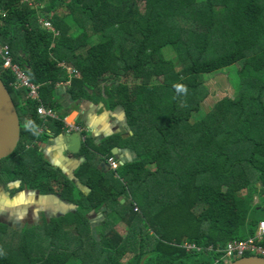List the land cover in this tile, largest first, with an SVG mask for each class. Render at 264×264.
Segmentation results:
<instances>
[{
    "label": "trees",
    "instance_id": "16d2710c",
    "mask_svg": "<svg viewBox=\"0 0 264 264\" xmlns=\"http://www.w3.org/2000/svg\"><path fill=\"white\" fill-rule=\"evenodd\" d=\"M0 42L40 86L31 99L0 62L21 124L16 151L0 160V182L77 208L21 236L0 225V264H217V250L256 236L264 222V0H0ZM63 64L80 73L66 89L71 101L121 106L129 129L100 145L87 137L75 179L88 194L75 193V180L40 153L66 129L65 117L38 115L41 105L62 107ZM224 72L236 96L199 117L206 77ZM115 147L134 153L105 170ZM97 212L94 236L88 215Z\"/></svg>",
    "mask_w": 264,
    "mask_h": 264
},
{
    "label": "crops",
    "instance_id": "0c3cea01",
    "mask_svg": "<svg viewBox=\"0 0 264 264\" xmlns=\"http://www.w3.org/2000/svg\"><path fill=\"white\" fill-rule=\"evenodd\" d=\"M56 100L62 107L55 110V112L59 116L65 117L66 120L72 121L73 119V122L76 121L77 124L82 125L86 131L81 134L70 131L66 126L63 133L47 140L45 143H41V153L54 167L62 170L65 176L76 181L75 171L85 161V157H80L79 153L87 137L94 140L97 145H100L108 138L119 136L123 139L127 138L129 129L125 118V111L121 106H117L114 109L109 108L101 97H97L93 102L82 100L74 103L66 93V87L61 84L57 87ZM116 139L119 140V138ZM115 148H118V152L114 159L121 165L130 160L134 153L125 147ZM101 165L105 170L112 169L106 162H102ZM77 185L82 193H89L88 188L84 187L81 183L77 182ZM43 197H45L43 200L47 201L50 206L47 208L46 219L54 217L49 215L55 214L58 217L71 211L70 206L61 204L57 197H52L56 200H53L49 195ZM73 209H75L74 205ZM93 217L95 221L100 223L103 219L100 212L94 213ZM100 223H97L96 229Z\"/></svg>",
    "mask_w": 264,
    "mask_h": 264
},
{
    "label": "rangeland",
    "instance_id": "374dc122",
    "mask_svg": "<svg viewBox=\"0 0 264 264\" xmlns=\"http://www.w3.org/2000/svg\"><path fill=\"white\" fill-rule=\"evenodd\" d=\"M63 15V14H62ZM238 68H240V66L239 65H236ZM76 70V69H75ZM75 73V75L76 76H79V71H77L76 70V72H74ZM76 76H72V77H70V74H69V78H70V80L68 81V82H70L71 83V80H72V78H78V77H76ZM80 77V76H79ZM67 82V83H68ZM70 83H69V85H67V84H65V83H63V84H61V85H63V86H65L66 87V89H67V87H69L70 86ZM233 83L235 84V80H233L232 78H229V76H228V74L226 73V72H224V73H222V74H217V75H210V76H207L206 77V79H205V84H206V86L209 88V92H210V95H209V97L205 100V106L201 109V111L199 112V117H201V116H204L208 111L206 110V108H209V106H212L216 101H218V100H220V99H222V98H225V97H235L236 96V94H237V89H235V87H234V85H233ZM59 86H60V84H59ZM40 87V86H39ZM58 87V86H57ZM77 103V102H76ZM208 106V107H207ZM207 111V112H206ZM60 117V116H59ZM70 119V118H69ZM75 121V120H74ZM66 122L68 123V124H74V123H76V121L75 122H73V119H72V121H70V120H66ZM77 124V123H76ZM78 125H80V124H78ZM80 126H82V125H80ZM83 127V126H82ZM84 128V127H83ZM85 131H86V129H85ZM85 131L83 132V133H85ZM83 133H81V134H83ZM41 146H42V144L40 145V153H41ZM43 155V154H42ZM43 157L45 158V156L43 155ZM112 158V157H111ZM46 159V158H45ZM110 159V158H109ZM108 159V160H109ZM108 160H107V163H108ZM49 162V161H48ZM118 162V161H117ZM119 163V162H118ZM124 165V164H123ZM110 166V165H109ZM121 166V164H119V167ZM119 167H118V169H119ZM118 169H111V170H113V171H117ZM68 178V177H67ZM68 179H70V178H68ZM70 180H73V179H70ZM74 189H73V191L75 192V193H77V190H79V186L77 185V182L75 181L74 183ZM3 188V189H2ZM30 191V194L31 195H35V190H29ZM82 192V191H81ZM8 192L5 190V188L4 187H1L0 188V203L1 202H4L5 204H2V205H0L1 207H3V208H5V210L7 209V210H9L10 212H11V210L13 209V208H17V207H19L20 206V203H21V201H24V202H26L27 204H25V211L28 209V207L29 206H32V208H33V210H35V208H34V204H32V202L31 203H29L28 204V202L29 201H31L32 199H31V197L29 196V194H26V193H24V194H22L21 192H19V193H17V194H15V195H13V196H11V197H9L8 199H6L7 197H8ZM42 198H45V197H42ZM3 199H6V200H3ZM40 198H37V201L39 200ZM259 197H256L255 199H254V203L255 204H257V203H259ZM13 205V206H12ZM25 211L21 214V215H9V217H7V218H3V219H6L7 220V223L8 224H11L14 228H15V230H20L21 228H22V224H26V223H28V225H32V223H34V220L35 219H37V218H35L36 216H35V213H33V212H31L30 214H29V216H24V213H25ZM93 214L94 213H90L88 216L89 217H93ZM41 215V217L43 216V214L41 213L40 214ZM26 220V221H25ZM35 223H38V225H41V223H42V220L40 219H37V220H35ZM34 223V224H35ZM97 223H100V222H97V221H95V218L93 217V219L91 220V226H92V234H94V236L95 235H97V229H96V226H97ZM13 228V229H14ZM116 229H117V231L119 232V233H121L122 235H125V233H126V227H125V225L124 224H119L117 227H116ZM190 244V243H189ZM184 245V244H183ZM27 248L29 249V250H31V249H33V248H35V242L34 241H28V243H27ZM39 248H41V246H39ZM221 258H222V256H221ZM218 260H220V259H218ZM124 261L125 262H128L129 261V257L128 258H126V259H124ZM233 263V261L232 262H230V263H228V264H232Z\"/></svg>",
    "mask_w": 264,
    "mask_h": 264
},
{
    "label": "built area",
    "instance_id": "2783aa9c",
    "mask_svg": "<svg viewBox=\"0 0 264 264\" xmlns=\"http://www.w3.org/2000/svg\"><path fill=\"white\" fill-rule=\"evenodd\" d=\"M30 1L31 0H25V2H30ZM42 25L48 31L55 33L51 23L42 21ZM0 62L5 70H11L15 74L17 80L13 83V86L16 89L27 88L30 91V98L33 100H39V88H40L39 85L32 82L28 73L19 64L15 62L11 46L8 44L6 45L2 44L1 42H0ZM63 66L70 74V77L76 76L74 73L76 72V70L73 67L66 66L65 64H63ZM69 83L70 82L65 84L69 85ZM38 115L40 116L41 119H54V120L60 119L58 113L55 112L54 109L46 108L43 105L39 106ZM66 126L70 131H75L78 133H83L85 131V128H83L82 126L76 123L74 124L66 123ZM108 164L114 170L118 169L119 167V163L114 158H110L108 160ZM263 240H264V223L262 222L260 224V229L256 238L250 239L249 241L246 242L244 241L230 242L225 250L226 258L231 259L233 257L242 256L246 252H255V253L264 254V249L260 246V242ZM184 247H186L188 250L196 248L195 245L189 243H185Z\"/></svg>",
    "mask_w": 264,
    "mask_h": 264
},
{
    "label": "water",
    "instance_id": "95a60500",
    "mask_svg": "<svg viewBox=\"0 0 264 264\" xmlns=\"http://www.w3.org/2000/svg\"><path fill=\"white\" fill-rule=\"evenodd\" d=\"M21 139V124L15 103L0 78V160L16 151ZM118 148L113 149L117 155ZM232 264H264L260 256H248L236 260Z\"/></svg>",
    "mask_w": 264,
    "mask_h": 264
},
{
    "label": "flooded vegetation",
    "instance_id": "af4514ba",
    "mask_svg": "<svg viewBox=\"0 0 264 264\" xmlns=\"http://www.w3.org/2000/svg\"><path fill=\"white\" fill-rule=\"evenodd\" d=\"M1 187H4L5 190L8 192V194H7L8 197L6 199H8L9 197H11V196H13L19 192H21L22 194H24V193L29 194V196L31 197L32 200L29 201L28 204L32 202V204H34V208H35V210H33L32 206H29L28 209L25 211V204H27V203L24 201H21L20 206L17 208H13L11 210V212L7 209L5 210V208L0 206V225H3L5 227V228L3 227V229L7 232L8 236H13L14 231L16 234L21 236V235H24V233L28 229H29V231L34 230L36 228L35 226H40V225H38V223H35V220H37V219H39V220L41 219L42 220L41 225H43L45 222L49 223V221L51 219L57 218V215L54 214V215H49V216H54V217H49L50 219H46L47 208L50 207L48 202L43 200V198H42L43 196H46V195H42L38 191L35 192V195H31L29 189H26V188L21 189L20 188L19 182H7L6 184H4L3 182H0V188ZM48 195L51 196V198L57 197L61 204H65V205L70 206V209H71L70 212H74L77 209L76 205L69 202L67 199H62L61 197H58L56 194L55 195L48 194ZM37 198H40V199L37 201ZM6 199H3V200H6ZM52 199L56 200L55 198H52ZM2 204H5V203L1 202L0 205H2ZM73 205L75 206V209H73ZM24 211H25V213H24L25 217L29 216V214L31 212L35 213V216H36L35 218H37L34 220L35 224L34 223H32V225H28V223L22 224L23 226L20 230H15V228L11 224L7 223L6 219H3V218L9 217V215H21ZM41 213L43 214L42 217L40 215ZM66 214H68V213H66ZM62 215H65V214H62ZM58 217H61V216H58Z\"/></svg>",
    "mask_w": 264,
    "mask_h": 264
},
{
    "label": "bare ground",
    "instance_id": "6f19581e",
    "mask_svg": "<svg viewBox=\"0 0 264 264\" xmlns=\"http://www.w3.org/2000/svg\"><path fill=\"white\" fill-rule=\"evenodd\" d=\"M66 66H67V65H66ZM261 223H262V222H261ZM261 223H260V224H261ZM263 223H264V222H263ZM259 229H260V226H259V228H258V232H259ZM258 232H257V234H258ZM257 234H256V236H254V237H250V238L247 239V240H233V241H244V242H246V241H249L250 239H254V238H256V237H257ZM233 241H230V242H233ZM230 242H229V243H230ZM229 243H228V244H229ZM228 244H227L223 249H219V250H217L218 252H220V253L223 254L221 260H218V261L216 262L217 264H219L220 262H225V263H230V262H232V261L235 262L236 260H239V259H241V258L248 257V256H260V257H263V258H264V254H263V253L246 252V253H245L244 255H242V256H237V257H233V258H231V259H227V258H226V252H225V250H226ZM192 245H195L196 248H194V249H190L189 251H191V250H195V249H197V251H201V248L198 247L196 244H192ZM260 246L264 249V240L260 242ZM214 250H215L214 247H210V248H209V251H214Z\"/></svg>",
    "mask_w": 264,
    "mask_h": 264
}]
</instances>
